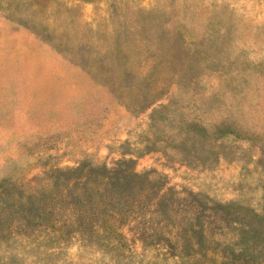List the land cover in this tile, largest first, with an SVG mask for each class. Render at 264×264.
Segmentation results:
<instances>
[{
	"label": "rangeland",
	"instance_id": "obj_1",
	"mask_svg": "<svg viewBox=\"0 0 264 264\" xmlns=\"http://www.w3.org/2000/svg\"><path fill=\"white\" fill-rule=\"evenodd\" d=\"M0 264H264V0H0Z\"/></svg>",
	"mask_w": 264,
	"mask_h": 264
},
{
	"label": "trees",
	"instance_id": "obj_2",
	"mask_svg": "<svg viewBox=\"0 0 264 264\" xmlns=\"http://www.w3.org/2000/svg\"><path fill=\"white\" fill-rule=\"evenodd\" d=\"M121 164H123V163H121ZM92 171L95 172V171H100V170H92ZM104 171L105 172L103 174L98 175L94 179H88V177H86V180H88V181L85 182L82 185L83 186L82 188L79 187V186H76V190L78 192L77 197H79V200H80L78 203L83 202L84 200L85 201L88 200L89 203L91 201L96 202L98 200H95V199L98 198V197L100 199H102V197L109 196V194H108L109 192L106 193V194L105 193L102 194V192H101V191H103V185L106 184L105 183L106 182V178H109L107 176V173H109L110 170L108 168H106ZM114 171H116V173H117L119 171V169L116 168V169L113 170V172ZM82 172H83V170H80V173H82ZM75 173H76V171H75ZM129 177L131 179L135 180L136 178L141 177V175H138L137 173H130ZM75 180L76 179H73V180L70 179L69 182H68V184H67V183L64 182L63 178H59L56 187H61V189H63L65 187L66 189L64 188V190H66V193H67L70 190V188L73 187V184H74ZM69 193L72 194V191L69 192ZM93 198H94V200H93ZM88 201H86V202H88ZM98 203H99V201H98ZM75 204H77V202H75ZM114 208L115 209H112L111 211H109V212H111V216H109L106 220H109V219H117L120 215H123V214H121L120 211H117L116 207H114Z\"/></svg>",
	"mask_w": 264,
	"mask_h": 264
}]
</instances>
